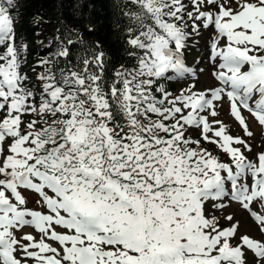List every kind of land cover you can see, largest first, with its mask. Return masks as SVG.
<instances>
[{"label":"snow or ice","instance_id":"1","mask_svg":"<svg viewBox=\"0 0 264 264\" xmlns=\"http://www.w3.org/2000/svg\"><path fill=\"white\" fill-rule=\"evenodd\" d=\"M18 8L0 0V264H264V0H127L118 51L65 21L34 75Z\"/></svg>","mask_w":264,"mask_h":264},{"label":"trees","instance_id":"2","mask_svg":"<svg viewBox=\"0 0 264 264\" xmlns=\"http://www.w3.org/2000/svg\"><path fill=\"white\" fill-rule=\"evenodd\" d=\"M126 2L127 0H19V19L15 27L18 40H26L30 46L27 63L29 75H34L31 66L35 60L45 54L42 51L43 45H38L37 41L47 43L53 30L65 21L69 26L79 29H84L90 23L95 31L86 33L85 39H99L113 51H118V37L125 23L121 11ZM37 17L51 22L36 24ZM37 31L42 32V35L37 36Z\"/></svg>","mask_w":264,"mask_h":264},{"label":"rangeland","instance_id":"3","mask_svg":"<svg viewBox=\"0 0 264 264\" xmlns=\"http://www.w3.org/2000/svg\"><path fill=\"white\" fill-rule=\"evenodd\" d=\"M46 27V30H47V26ZM206 48V46H205ZM204 51L205 49H202L200 50L199 52L194 50L192 51L188 56H187V61L190 65L192 66H195L194 64V57H196L198 54L203 56L204 55ZM199 68H204L205 67V61L202 60L201 63L198 65ZM208 83V80H207V73H205L204 75H201L200 77V85L203 87V86H206V84ZM211 83L213 85L216 84V82L213 80L211 81ZM170 85H172L171 88H176L178 87L179 85L176 83V81H171L169 82ZM244 115L246 117H248V120H249V123L251 125V130L252 132L255 134L253 139H252V143H253V146L255 147L256 143L262 139L260 133L262 131V129L260 128V126L256 123V121L250 117V115L245 112ZM218 119L222 120L226 125H228L229 127V131L231 134L233 135H242V130L241 128L239 127V125L237 124V122L234 121V119L228 114V111H227V107L225 106V108L222 110V114L218 117ZM217 215H220L219 212L216 213ZM227 214V213H225ZM223 223V221H222ZM249 231V228L247 226H241L240 229H239V232H238V235H242L246 232ZM257 238H260V237H257ZM249 256H251V253L249 252L248 253Z\"/></svg>","mask_w":264,"mask_h":264},{"label":"bare ground","instance_id":"4","mask_svg":"<svg viewBox=\"0 0 264 264\" xmlns=\"http://www.w3.org/2000/svg\"><path fill=\"white\" fill-rule=\"evenodd\" d=\"M206 49V48H205Z\"/></svg>","mask_w":264,"mask_h":264}]
</instances>
